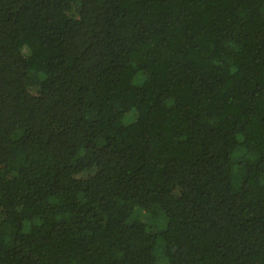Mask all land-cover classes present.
Segmentation results:
<instances>
[{"label":"trees","instance_id":"trees-1","mask_svg":"<svg viewBox=\"0 0 264 264\" xmlns=\"http://www.w3.org/2000/svg\"><path fill=\"white\" fill-rule=\"evenodd\" d=\"M162 261L264 264V0H0V264Z\"/></svg>","mask_w":264,"mask_h":264},{"label":"rangeland","instance_id":"rangeland-1","mask_svg":"<svg viewBox=\"0 0 264 264\" xmlns=\"http://www.w3.org/2000/svg\"><path fill=\"white\" fill-rule=\"evenodd\" d=\"M164 261H165V260H164ZM164 261H162V262H161V264H163V263H164Z\"/></svg>","mask_w":264,"mask_h":264}]
</instances>
